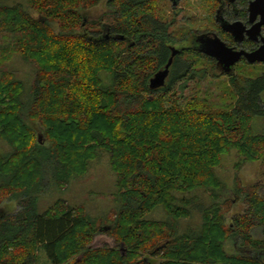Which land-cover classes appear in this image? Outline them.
<instances>
[{
  "label": "trees",
  "instance_id": "trees-1",
  "mask_svg": "<svg viewBox=\"0 0 264 264\" xmlns=\"http://www.w3.org/2000/svg\"><path fill=\"white\" fill-rule=\"evenodd\" d=\"M159 2L0 0V140L10 146L0 153V264H39L42 249L47 264H264L263 195L236 190L246 209L227 225L216 175L233 150L241 163L264 161V133L253 123L261 86L238 111L224 81L219 93L211 82L182 107L171 87L208 77L186 49L166 85L152 90L178 42ZM101 4L106 14L89 20L86 11ZM16 55L33 65L34 83L1 69ZM102 151L117 175L115 220L99 227L66 201L39 213L41 194L88 173ZM197 191L212 201L201 208V225L180 233L178 222L200 203ZM11 203L18 209L6 214ZM159 208L169 221L147 218ZM99 233L115 245L89 248ZM235 242L259 254L230 253Z\"/></svg>",
  "mask_w": 264,
  "mask_h": 264
},
{
  "label": "rangeland",
  "instance_id": "rangeland-1",
  "mask_svg": "<svg viewBox=\"0 0 264 264\" xmlns=\"http://www.w3.org/2000/svg\"><path fill=\"white\" fill-rule=\"evenodd\" d=\"M160 17L164 22L175 21L174 27L171 28L170 33L178 42L173 47H185L188 45L187 41L180 42L183 37L189 33L205 31L209 28V15L211 14L210 3L208 0H183L179 5V13L173 10V5L169 0H160ZM107 12V7L104 4L94 7L86 11L89 20H99ZM183 61H192L190 57L186 56ZM181 60V61H182ZM195 70L199 73L205 69L208 72V77L204 80L194 78L193 80H184L178 82L171 91L174 94V101L185 107L192 100H200L204 97L203 89L207 88L213 82L212 91L219 93L222 85H218L222 81L226 82L223 76L213 78L211 65H207L204 60H194ZM2 70H12L16 72L17 76L30 83L35 82V69L33 65L23 60L22 57L16 55L14 60ZM181 84H186L183 90L180 88ZM181 97V98H179ZM264 120L257 124L256 132L264 133ZM10 150L8 143L0 140V153H6ZM241 157L237 150H233L230 154L223 157L222 164L216 169V175L224 184V190L220 194V201L222 205V212L225 214L227 225L231 224L233 219L239 214H243L246 205L243 204L241 198L236 195V190L242 189L258 190L257 184L259 181L264 183V161H247L241 163ZM117 187V175L112 169L111 156L108 152H99V156L92 161L90 170L85 175L73 178L65 186H57L52 184L48 191L40 195L38 200L39 213H45L51 206L58 201H66L67 204L74 207H83L87 215L96 219L98 226H103V223L112 222L115 220L118 203L115 199ZM200 198V203L195 206L191 217L183 219L178 222L179 231L182 233L188 228H198L201 221V208H205L206 204L209 206L212 198L205 191H197ZM199 208V209H198ZM18 209L15 203L9 204L6 214L14 213ZM9 211V212H8ZM147 218L167 220L171 218L165 213L163 209H158L152 213L147 214ZM92 246L97 248L109 245L113 247L115 244L113 239L104 233H99L92 242ZM239 242L228 246L230 253H238L243 255H254L250 253L247 248L242 249ZM45 251L42 249L39 252V264H47ZM49 264V263H48Z\"/></svg>",
  "mask_w": 264,
  "mask_h": 264
},
{
  "label": "flooded vegetation",
  "instance_id": "flooded-vegetation-1",
  "mask_svg": "<svg viewBox=\"0 0 264 264\" xmlns=\"http://www.w3.org/2000/svg\"><path fill=\"white\" fill-rule=\"evenodd\" d=\"M169 1L173 5V10L178 14L179 11L177 10H179V5L183 0ZM253 1L254 0H208V4L210 3L211 5V14L209 18H207L209 19L207 22L210 25L209 28L205 31L194 32L192 34L189 33L185 40L188 45L182 47L183 49L181 50L176 47L179 50L176 56H178L181 51L191 49L194 53L198 54L200 60H204L207 62V65H211L213 71L210 73H212V76L216 78L218 76H223L227 86L231 89L230 93H233V96L236 97L235 101L230 102L233 104L231 111H238V101L248 95L253 91V88L260 84L261 87L259 88V86H257L255 93L258 95V102L261 104L262 108L253 116V123L257 128L259 121L264 120V61L250 63L247 60L246 54H254L263 49V53L260 52L259 54H262L261 56L264 58V25L258 26L262 20L260 14H257L255 20L252 22L250 7ZM224 21L229 24L237 23V25L230 26L231 29L227 30L223 27L222 22ZM216 37L225 43L227 49L230 51L227 61H231L235 53L241 54L240 59L236 61L233 66L226 68L225 64L220 63L216 57L210 56L202 51L204 48L208 49L207 46L209 44L207 40L215 39ZM172 47L173 46H169L170 58L172 56ZM182 58L184 59V56ZM172 66L170 68V73ZM245 70H247V72ZM233 96L231 95V98H233ZM262 123L264 125V121ZM257 187V191L264 197V183L259 181ZM248 251L252 254L254 253V255L259 254L253 250Z\"/></svg>",
  "mask_w": 264,
  "mask_h": 264
},
{
  "label": "water",
  "instance_id": "water-1",
  "mask_svg": "<svg viewBox=\"0 0 264 264\" xmlns=\"http://www.w3.org/2000/svg\"><path fill=\"white\" fill-rule=\"evenodd\" d=\"M250 10L252 12V22L255 20L257 14H260L262 20L258 26L260 27L261 25H264V0H254L251 3ZM222 24L223 27L227 30L231 29L230 26L237 25V23L229 24L226 21L222 22ZM207 43L209 44L207 46L208 49L204 48L202 51L210 56L216 57L220 63L225 64L226 68L233 66L236 63V61H238L241 57L240 53H235L234 58H232L231 61H227L228 54L230 55V51L227 49L225 43H223L218 37H216L215 39H208ZM171 50H172V56L169 59L168 63L166 64L165 68L163 70H159L158 72H156L155 75L150 79L149 86L152 90L163 88L166 85L167 78L170 74V68L173 64L175 56L179 52V50L176 49L175 47H172ZM260 52L263 53V49L254 54H246L247 60L250 63H255L256 61H260V62L264 61V58L261 56L262 54H259ZM92 244L89 246V248L97 249V247L92 246ZM82 257L83 255L81 254L79 260H81Z\"/></svg>",
  "mask_w": 264,
  "mask_h": 264
}]
</instances>
